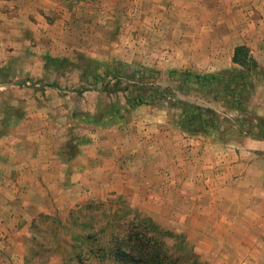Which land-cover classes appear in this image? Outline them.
I'll list each match as a JSON object with an SVG mask.
<instances>
[{"label": "crops", "instance_id": "obj_1", "mask_svg": "<svg viewBox=\"0 0 264 264\" xmlns=\"http://www.w3.org/2000/svg\"><path fill=\"white\" fill-rule=\"evenodd\" d=\"M196 1L0 0V97L6 99L0 101V264H31L33 224L41 216H67L88 200L115 194L128 195L158 223L182 227L213 264H264V137L250 135L248 126L231 120L235 115L217 131L189 135L179 109L157 104L96 123L94 115L112 103L98 107L99 89L62 91L48 86L54 81L29 89L16 82L5 92L10 79L24 74L39 86L49 76L45 69L55 67L47 55L79 48L92 64L119 59L118 24L107 10H132L133 3L168 32L162 58L172 69L194 64L217 74L235 66V48L246 45L264 70V0ZM183 32L191 39L183 35L179 44ZM123 50L132 59L144 52L134 44ZM92 73L83 70L79 86ZM77 95L78 107L91 112L87 122L73 117ZM251 108L264 120V80Z\"/></svg>", "mask_w": 264, "mask_h": 264}, {"label": "trees", "instance_id": "obj_2", "mask_svg": "<svg viewBox=\"0 0 264 264\" xmlns=\"http://www.w3.org/2000/svg\"><path fill=\"white\" fill-rule=\"evenodd\" d=\"M47 62L54 65L61 64L60 59L53 57H47ZM233 63L235 64L233 68L217 74L200 75L185 71L178 72L177 77L186 86L197 84L205 90L214 86L220 89L224 98H228L230 108L238 112L247 111L246 101L255 90L257 75L261 70L260 65L246 45L235 48ZM100 66V63L92 64L91 69L94 73H92L94 75L92 82L95 84L104 83L108 77L105 73L95 74ZM122 73L120 68L117 69L113 87H110L107 81L102 91L108 96L124 94V106L117 104L119 102H112L107 109L94 115L96 123H106L121 118L124 110L128 108L165 103H169V108L181 111L180 119L189 135L217 131L224 121H229L227 116L222 117L214 108L179 99L176 94H168L158 87H149L145 83L146 70H140L136 79L125 76L132 85L121 88L122 78H124ZM48 86L57 87V84L50 83ZM168 98H173L174 101L169 102ZM254 118L258 123L243 119H237L236 122L239 126H248L247 132L250 135L264 137V120L257 116ZM101 206L106 207V203L101 200L87 201L72 210L65 221L51 218L49 215L40 217L52 220V240L58 244L57 248H63L60 247L61 243L68 246L67 249L63 248L62 252L57 251L59 254L62 253L65 263L71 260L74 264H209L202 262L194 252H183L182 242L169 243L168 237H174L173 240L176 241L179 235L174 236L152 218L141 216L136 210L134 217L129 218L128 215L133 211L129 207H125L123 215L111 207L101 210L102 213H100ZM63 252L70 256L66 257Z\"/></svg>", "mask_w": 264, "mask_h": 264}, {"label": "rangeland", "instance_id": "obj_3", "mask_svg": "<svg viewBox=\"0 0 264 264\" xmlns=\"http://www.w3.org/2000/svg\"><path fill=\"white\" fill-rule=\"evenodd\" d=\"M63 3L72 5L75 3L80 2H88V1H78L75 0H61ZM95 1V0H94ZM184 3H192L197 2L196 0H183ZM112 1H110L107 5H110ZM132 10L128 8V6L122 9L114 10V12H111L112 10H107L108 14H111L112 16L109 18L113 21L112 23L118 24V31H114L113 34L117 35V38L114 39V46L117 49H121V58L114 60L112 63H102L103 66L99 67L103 73L107 74V80H105L104 83L95 84L92 81L88 80L86 84H81L80 75L82 71H87L88 69L92 68V62L94 61L86 57L85 52L80 50L79 48H74L69 54L63 55L60 58L61 64L55 65V67H47L46 72L49 73L45 75V77L40 80L39 86H36V82L32 80L27 74H24L22 78L19 80L10 79V83L7 85L8 89L5 92H9L11 83H25L24 86H21L23 88H39L44 90L47 88V84L51 81H54L53 83L57 84V87H59L62 91L63 90H69L73 89L74 87H85L88 89H99L102 91L104 89L106 82L109 81L110 87H113L114 83L116 82L114 75L117 74V69L120 68V70L123 72L122 76V83L121 88L125 87L126 85H132L130 81L126 77H134L136 79L139 76L140 70H146V76L147 79H145V83L150 87H158L161 89V91H164L168 94H176L179 99L192 102L204 107H211L217 110V112L222 116L226 117L227 115H235V116H229L231 120L236 121L237 119H243L252 121L254 123H258L257 120L254 118L256 115L254 113L253 108H251V104L254 103L255 94L257 90V86L259 81L262 82L264 80V70H261L259 74L257 75V81L255 82V90L251 94V96L246 101L247 111L238 112L236 109L230 108L228 105V98L223 97L221 94L220 89L215 88L214 86H211L209 89L200 88L197 84H193L190 86H186L181 82V80L177 77L178 72H185L188 71L193 74H200L204 75V70H199L197 66L194 64H189L186 67L183 68H174L172 69L171 66H169V63L163 62L165 59L162 58V53L164 50L163 45L164 42L168 40V37L163 36L164 34L167 35L168 32H165L162 30L160 25L156 22V18H151L150 20V12L145 11V9L142 7L140 8L139 3H133L131 4ZM185 7V6H184ZM186 9H189L188 7H185ZM129 9V10H128ZM166 10L169 11V8ZM159 14V12L157 11ZM117 17V18H116ZM156 17V16H155ZM108 19V20H109ZM107 20V21H108ZM109 20V22H110ZM210 21V20H209ZM208 20H206V23ZM105 23V22H104ZM187 21H184L181 19L180 25L185 26L188 25ZM107 25V23H106ZM183 29H186L182 27ZM189 32H183L181 37L179 36V39L176 41H179L182 43L183 41V35L187 40H190L191 38L187 36L186 34ZM178 34V33H177ZM172 35V33H171ZM175 35V34H174ZM179 35V34H178ZM190 35V34H189ZM110 39V37H109ZM130 45H135V47H138L144 52L137 53L139 57H134L133 59L130 57H127L129 54L128 52H124L123 47H128ZM153 45V47H152ZM152 49V55L151 57L148 56L150 53V50ZM164 49V50H163ZM171 49V48H170ZM163 50V51H162ZM123 54H125V57L123 58ZM170 53H166L168 55ZM51 57L50 55H47L45 58ZM162 58V59H161ZM132 60V62H130ZM161 60V61H160ZM159 61L161 63H159ZM51 64V63H49ZM122 67V68H121ZM234 67V66H233ZM232 67V68H233ZM49 68V69H48ZM56 68V69H55ZM15 69L12 68L9 70L10 75L15 74ZM149 73V74H148ZM124 74V75H123ZM9 76V75H8ZM126 76V77H125ZM17 85V84H16ZM26 90V89H25ZM77 95L76 98L71 101L74 109L73 117H76L80 120V122L85 121L87 122L91 116V112H85L83 110L82 106L81 108L78 107L77 104H79V99ZM27 99V92L25 91V100ZM123 102L124 101V94L120 93L118 96L116 95H110L107 96L105 92L102 91V94L97 97L98 107L105 109L106 106L109 105L111 102ZM0 101L5 102L6 99L4 96L0 97ZM167 101H174L173 98H168ZM8 102V101H7ZM89 102V101H88ZM96 102V98L94 96L93 101L91 102L94 104ZM77 103V104H76ZM162 104V102H159ZM77 106V107H76ZM164 106H170L169 103H165ZM89 107V106H88ZM171 108V107H170ZM5 109V107H4ZM5 113V111H2ZM1 113V112H0ZM229 118V119H230ZM67 123V120H65ZM76 128H79V123ZM95 200V199H92ZM90 201V200H88ZM101 201H104L106 203L105 206L100 207V211L108 209L107 207H111L113 210L118 211L120 214H124L125 207L132 208V212L129 216V218L134 217L135 210L140 213L141 216L150 217L152 218L157 224H159L163 229L169 230L173 233L174 236H178L179 238L174 241V237H168L167 240L169 243H179L182 242V251L192 253L194 252L197 257L202 262H207L209 264H213L209 262L205 257H202L199 255L192 242L188 239L187 234L182 230V227L176 226L175 224H162L158 223L152 216L148 215L145 211H143L141 208L133 206L132 200L128 197V195L124 194H115L106 197L105 199H101ZM76 209V208H75ZM74 210V209H72ZM71 210V211H72ZM71 211L67 214V216L59 217L58 215H53L51 218H59L62 221H65L68 219V216L70 215ZM102 211L100 213H102ZM35 227V235L31 239V249L30 244L28 245V248L30 249L29 256L27 259H29V263L31 264H47L52 259L55 261L57 258L59 259L60 264H74L71 260L65 263V260L63 259L62 253H57L63 251V248L67 249V245L61 243L60 247L63 248H57L58 244H55L52 240V234H53V225L52 220L45 219V218H39L37 223L33 224ZM179 248V247H178ZM180 250V249H179ZM66 257H69L70 254L63 252ZM87 264H93V263H87Z\"/></svg>", "mask_w": 264, "mask_h": 264}]
</instances>
